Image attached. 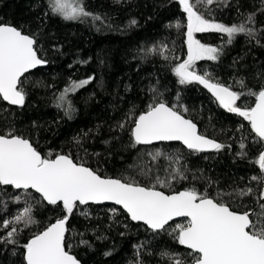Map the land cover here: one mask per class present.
Instances as JSON below:
<instances>
[{"label": "trees", "instance_id": "1", "mask_svg": "<svg viewBox=\"0 0 264 264\" xmlns=\"http://www.w3.org/2000/svg\"><path fill=\"white\" fill-rule=\"evenodd\" d=\"M84 6L103 19L65 20L51 13L48 0H0V23L35 36L38 54L49 61L47 67L22 78L26 93L23 107L10 106L0 98V134L13 131L29 139L44 156L66 154L101 176L127 177L144 186L155 183L156 175L165 178L172 168L180 167L187 178L172 181L170 188L157 185L159 190L172 193L194 187L235 211L259 213L264 204L260 198L264 180L252 177L264 176L256 163L264 144L256 142L243 117L225 110L200 84L181 85L172 71L187 56V14L179 1L84 0ZM198 10L205 18L228 26L255 14V23L247 25L256 29L255 38L241 33L228 44L226 34L196 33V39L221 48V53L216 61H197L195 70L207 72L213 82L237 92L259 91L264 86V0H214L211 5H198ZM133 19L136 25H130ZM154 45H166L169 59L159 53L146 54ZM90 76L94 79L89 84L70 94L75 111L69 118L56 107L55 97L70 80ZM154 95L169 106L175 105L198 125L202 135L224 147L196 152L181 144H135L131 120L147 110ZM254 103L250 95L237 101L241 107ZM122 123L123 128L119 126ZM241 143L245 148L241 149ZM157 150L173 159L161 156L153 161L148 153ZM176 157L179 164L173 162ZM142 168L151 171L143 175ZM248 188L250 194L239 195V190ZM16 196L21 199L15 200ZM26 202L32 206L36 223L27 228L18 225L23 230L17 244L0 243V264H26L23 244L66 214L61 204L50 205L32 190L25 193L0 185V221L22 211ZM177 223H186V219L171 223L167 231L153 232L132 222L118 206L78 205L67 222L66 250L82 264H173L164 252L191 263L190 250L169 235ZM6 231L0 228V236Z\"/></svg>", "mask_w": 264, "mask_h": 264}, {"label": "snow or ice", "instance_id": "2", "mask_svg": "<svg viewBox=\"0 0 264 264\" xmlns=\"http://www.w3.org/2000/svg\"><path fill=\"white\" fill-rule=\"evenodd\" d=\"M213 2L214 0H179L187 14V59L176 63L172 71L181 85L198 82L207 88L229 113H235L248 121L257 138L256 142L264 144V86L259 91L248 89L247 92H237L231 90V86L213 82L207 72L198 74L195 70L197 61H216L221 53V48L196 39V33L214 31L226 34L228 44L233 42L237 34L243 33L250 38H255L256 35V29L247 26L255 23V14H248L244 22L230 26L205 18L199 12L198 5H211ZM48 6L52 14L65 20L85 22L88 18L93 21L103 19L88 11L84 0H48ZM136 23L134 19L130 21V25ZM176 27H181L179 21ZM36 45L35 36L26 34L16 26L0 23V98L3 101L23 106L26 93L21 78L31 69L49 63L38 55ZM166 51V45H154L147 49L146 54L159 53L167 60L169 56L165 55ZM93 79L90 76L80 81L70 80L55 97L56 107L63 109L65 115L71 118L75 107L69 99L70 94ZM239 83L241 88L245 87L243 81ZM243 95L254 97V106H237V101ZM131 123L134 125L131 136L137 145H148L155 141H181L188 149L196 152L224 147L199 134L197 125L192 120L186 119L175 105L169 106L163 99L157 100L156 95L147 110L131 120ZM119 126L123 128L124 124ZM240 147L245 148L244 143ZM148 155L153 161L161 156L173 159L159 150ZM173 162L179 164V157ZM256 163L264 172V150L259 152ZM150 171L149 168L141 169L143 175H148ZM186 178L180 167L172 168L165 178L156 175L155 183L150 186L141 185L127 177H103L83 163L75 162L69 155L57 154L55 158H51V154L42 155L29 139L16 135L13 131L0 134V185L23 189L25 193L29 189L35 190L48 204H61L66 213L23 244L26 264H81L76 256L66 250V224L78 205L104 201H112L121 206L132 221L143 222L153 232L167 231L166 226L174 218H186V223L175 224L169 235H173L180 245L190 250L191 264H264V204L260 205L259 213H241L207 193L198 192L194 187L171 194H166L157 187L170 188L172 181ZM252 179L264 180V176H254ZM251 192V188L241 189L239 195ZM260 198L264 200V191ZM20 199V196L15 197L17 201ZM31 211L32 206L26 202L22 211L11 219L0 221V228L7 230L6 235L0 236V243H18L17 237L23 230L18 225L23 224L27 228L36 223ZM253 216L255 219L250 218ZM162 255L168 256L173 264H185V260L174 253L164 252ZM137 264L141 262L137 261Z\"/></svg>", "mask_w": 264, "mask_h": 264}, {"label": "water", "instance_id": "3", "mask_svg": "<svg viewBox=\"0 0 264 264\" xmlns=\"http://www.w3.org/2000/svg\"><path fill=\"white\" fill-rule=\"evenodd\" d=\"M179 1V0H178ZM39 55V54H38ZM185 59H187V56H186V58ZM45 67H47V64L46 65H42V66H38L37 68H35V69H31L28 73H26L25 75H27V74H29V73H31V72H33V71H35V70H37V69H39V68H45ZM199 74V73H198ZM23 78V77H22ZM21 78V79H22ZM196 83H198V82H196ZM199 84V83H198ZM201 85V84H200ZM203 88H205L203 85H201ZM206 90H208L207 88H205ZM232 90V89H231ZM209 91V90H208ZM234 91V90H233ZM210 92V91H209ZM211 93V92H210ZM212 94V93H211ZM212 96H213V94H212ZM214 97V96H213ZM215 98V97H214ZM216 99V98H215ZM3 100V99H2ZM6 104H8V105H10V106H13V107H18V108H20V107H23V106H18V105H11L10 103H8V102H6V101H4ZM219 102V101H218ZM25 104V103H24ZM225 109V108H224ZM225 110H227V109H225ZM231 114H235V113H231ZM235 115H237V114H235ZM185 118L186 119H189V118H187L186 116H185ZM191 120V119H190ZM193 123H195L194 121H193ZM196 124V123H195ZM197 125V124H196ZM197 131H198V133L199 134H201L200 133V130H199V127H198V125H197ZM202 135V134H201ZM204 136H206V135H204ZM207 138H209V139H212V140H215V139H213V138H211V137H208V136H206ZM30 141V140H29ZM216 142H218V143H220L219 141H217V140H215ZM31 142V141H30ZM162 143H165V144H181L183 147H185L186 149H188L187 148V146L186 145H184L181 141H155V142H153L152 144H148V145H144V144H139V145H142V146H153V145H158V144H162ZM221 144V143H220ZM34 146V145H33ZM35 147V146H34ZM217 149H212V148H209V149H206V150H204V151H200V152H213V151H216ZM86 166V165H85ZM86 167H88V166H86ZM90 168V167H89ZM103 177H106V176H103ZM111 178H114V177H111ZM11 187H13V186H11ZM14 188V187H13ZM17 190H23V189H17ZM29 190H32V189H29ZM33 192H35V190H32ZM162 191V190H161ZM36 193V192H35ZM166 193V192H165ZM39 196H40V194L39 193H37ZM166 194H171V193H166ZM85 205H114V206H118L119 208H121L122 209V207L121 206H119V205H116L114 202H112V201H104V202H101V203H94V202H88L87 204H85ZM123 210V209H122ZM124 211V210H123ZM125 212V211H124ZM126 213V212H125ZM241 213H243V212H241ZM127 214V213H126ZM128 215V214H127ZM130 218V217H129ZM251 218V217H250ZM180 219H186V218H182V217H177V218H174V220L173 221H170L169 222V225L171 224V223H173V222H176V221H178V220H180ZM131 220V219H130ZM132 221V220H131ZM132 222H134V223H140V224H143V225H145L143 222H138V221H132ZM146 226V225H145ZM66 227H67V224H66ZM167 227V226H166ZM185 248H187L186 246H185ZM189 250V249H188ZM70 254H72V253H70ZM72 255H74V254H72ZM75 256V255H74ZM82 264V263H81ZM185 264H191V263H185Z\"/></svg>", "mask_w": 264, "mask_h": 264}, {"label": "flooded vegetation", "instance_id": "4", "mask_svg": "<svg viewBox=\"0 0 264 264\" xmlns=\"http://www.w3.org/2000/svg\"><path fill=\"white\" fill-rule=\"evenodd\" d=\"M238 106V105H237Z\"/></svg>", "mask_w": 264, "mask_h": 264}]
</instances>
